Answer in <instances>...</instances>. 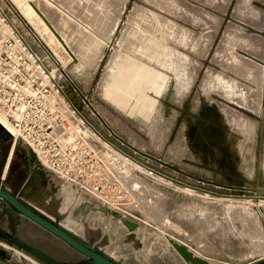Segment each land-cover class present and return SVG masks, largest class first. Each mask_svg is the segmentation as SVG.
I'll list each match as a JSON object with an SVG mask.
<instances>
[{
	"label": "flooded vegetation",
	"instance_id": "af4514ba",
	"mask_svg": "<svg viewBox=\"0 0 264 264\" xmlns=\"http://www.w3.org/2000/svg\"><path fill=\"white\" fill-rule=\"evenodd\" d=\"M50 1L46 0L45 5L50 7ZM248 22L242 24L253 28ZM257 29L264 34L263 29ZM244 53L253 60L213 63L224 74L216 78L215 90L212 82H202L200 78L191 84L184 99L177 100L170 109L174 118L168 125L169 136L185 128L192 142V153L181 158L190 169L163 157L158 158L170 165L149 162L153 168L178 169L185 173L187 183L220 193L264 194V56ZM237 62L247 63L255 74L242 72L244 68L235 67ZM87 74L84 72L80 82L72 86L85 110L89 109L92 115L102 114L97 80L93 73ZM64 76L65 73L61 75ZM191 159L197 162H190ZM0 189L117 264H174L168 244L150 229L123 214L133 224L129 229L121 217L105 210L103 204L42 171L1 128ZM2 234L48 252L64 264L85 260L82 254L0 199V241L16 246Z\"/></svg>",
	"mask_w": 264,
	"mask_h": 264
},
{
	"label": "rangeland",
	"instance_id": "374dc122",
	"mask_svg": "<svg viewBox=\"0 0 264 264\" xmlns=\"http://www.w3.org/2000/svg\"><path fill=\"white\" fill-rule=\"evenodd\" d=\"M55 1L60 3L62 7L69 9L70 12L75 11V9L80 12L83 9V11L86 12L87 8L89 7L90 8L91 7H126L127 10H130V13L128 12L129 19H133V18L136 19L134 17L136 14L135 11L137 9L138 10L140 9L138 20L139 21L143 20L145 27V33L144 35H142V38L140 39L142 50H144L145 53L148 52L159 56L157 63L159 62V60L160 62L158 65H161L163 67L165 66L166 68H168L170 62L168 45L172 40V42H174L173 44L177 48H180L182 44L180 43L181 42L180 40L181 38H183L184 41L183 43H185L183 45L186 46L187 43L189 42L191 43V44L189 43L188 44L189 46H187V50L190 53L189 57L188 58L182 57L183 69L189 72L190 75L188 83L192 84L196 80L200 81L201 78V81L208 80L212 82L213 83L212 88L214 90H215L214 85H216V78H214L213 73L212 75L209 76H205V75L200 76L198 74L200 72V68H202L203 70L204 63L209 61L211 63L209 64V68L215 66L213 63H217L216 57H219L221 52L220 48H222L221 46L219 47L218 44L219 38L217 37L215 39L214 44L211 43L214 39V36H216V33H219V30L221 31L224 29L226 30V28H223V26L219 27V22L221 21V23H225L228 20L231 21L240 20L241 22H245L248 24V21L250 20V19L235 18L232 14L233 7H229V8L215 7L214 6L215 0H175V1L168 0L169 2L166 0H159V2L158 0H149V2L148 0H55ZM55 1H52V5L49 7L45 5L44 3L45 1L37 0V2H39V5L40 6L42 5V7H44L45 10L50 12L49 14L51 15V17H53L54 19H56V21L59 22V26L65 32L66 37L70 38L72 45L75 48L78 46L79 48L78 51L80 55H82L81 57L84 58L88 63L87 64L88 70H86L88 72L87 75L93 73L95 80H97L96 93L100 98L99 105H101L100 107L102 108L103 113L92 115L91 111L87 109L85 111V115L87 116V118H89V120L93 124H95V126L99 129V131H101L104 135H108L107 128H110L116 133L118 137L123 138L124 140L128 141L129 143H131L132 145H134L135 147H137L138 149L144 152L150 153L157 157H163L165 159L172 157L171 154H169L168 152H165L164 154V151L163 152L160 151L159 144L155 143L150 138L149 140L144 141L140 137H138V139L134 140L135 143H132L128 139V136L126 134L127 132H130L132 134L136 133L135 132L136 130L133 127V125L139 126L144 130L145 133H146V129L144 128L143 124L139 123L136 119H129L128 117L125 118L122 114V111L119 110L116 106H114V105L123 106L124 104H126V99L125 97H123L124 95H122L121 93L120 85L118 84L116 85L117 89H114V85H113V89L115 90V94L117 96V100L114 103L111 102V100L104 95L106 86H108L113 81L112 75L110 74L111 75L110 76L108 73L111 71L109 67L111 66L110 63L112 60L111 59L112 51L110 46L104 43L99 44L98 48L96 44L92 46L93 43L89 42V40L92 39L91 37L89 38L87 36L82 37L83 28L77 27V25L73 23L72 20L68 19L66 16L62 14L58 16L56 14L57 11L55 12V7L57 6L54 5ZM173 1L176 3H174ZM10 2L20 12L21 16L24 17L26 21L31 25V27L33 28V30L35 31V33L38 35L39 38L40 36H44L46 39H48L47 38L48 33L45 32V30L43 32V28H41L43 26L41 24H37V21H30V19L26 18V16L21 12L20 7H25L27 4H29L26 0H10ZM157 2L159 3V5ZM169 3L170 4L173 3V5H169ZM174 4L176 5L174 6ZM159 6L160 7L162 6L163 8L162 7L160 8ZM2 8H8V7H2ZM141 9L143 10V12H140ZM167 9H170V11L172 9L173 14L174 13L175 14L173 15L172 12H169ZM108 18L109 21L107 22V25L110 26V24L113 21L110 20L112 18L110 17ZM206 18L212 20L213 26L210 27V31L207 33V35L204 36L205 24L203 21L206 20ZM169 19L171 20V22ZM166 20L169 21L167 22ZM173 21L175 23H173ZM163 22H165L166 24ZM169 24L170 25L174 24L171 29L169 27L170 26ZM183 26H184V28H182L183 31H185L187 27L191 28L189 34L187 33V35H189L190 40H188V36L186 35V33H185L186 36H184V34L182 35L183 37L180 35L182 34V32H180L179 30ZM176 27H178L179 29ZM174 29L176 31H174ZM0 33H2V29H0ZM178 35L180 37H178ZM225 36L226 35L222 33L221 39L222 40L225 39ZM52 44L53 46H51ZM52 44L50 45V48L49 47L48 48L58 57V60L65 65L70 60L69 54L58 40L55 41L53 40ZM132 46L133 48H131L130 50L136 52L137 49L135 44ZM208 48L209 51L211 52L209 55H207ZM95 50L100 52V55L98 54L100 57L97 59L94 58H91L90 60L86 59L87 56L91 54V51L93 52ZM177 56L179 55L177 54ZM229 57L230 56L226 57L224 61L229 59ZM176 60H178V62ZM176 62H177V66H179V64L181 63L180 59L178 57L175 58L174 56V66ZM235 67L244 68L242 72L246 71L247 73L252 72L255 74L254 72L255 70L250 71L253 68V67L250 68V65L248 66L247 64L246 65L237 64L235 65ZM247 69L249 71H247ZM89 70H91V73H89ZM118 81L120 82V80ZM200 84L202 85V83ZM108 100L114 105L111 104ZM127 119L130 122L127 121ZM129 136L131 137V135ZM148 149L151 151H149ZM132 169L133 170H131L129 174H127V178L125 182L126 186L129 187L130 196L129 197L127 196L128 197L127 199H129V201L123 203L124 204L122 206L123 211L121 212L120 210L116 209L114 206H109V207H111L116 211L121 212L125 216L137 221L141 225H144L145 227L150 229L156 236H158L163 242H166L168 244L166 239L164 237L159 236L157 232L161 233L162 235L168 234L180 241L185 239L196 240L195 241L196 244H199L201 242L199 239L201 233H204L207 230H209L210 233H216L218 231H222L221 233H223L224 235H221L219 233V237H215L214 240H210V242L218 241L220 243L223 252L219 254L221 255L231 254L235 256L242 253L249 246L256 247V246H260V244L263 243L262 239H263V231H264V200L261 202L259 200L252 201L250 199H244V200L226 199V200H217L215 202H212L210 197L204 195L202 196L203 198L200 197L197 198L198 196H196L195 191L181 187L179 185H175L171 182L162 179L156 180V178L140 173L136 168H132ZM176 177L178 180L181 179L184 181L186 180L185 177H182L177 174ZM85 196L88 199L97 202L96 200L90 198L86 194ZM206 213L208 214L207 221L204 220ZM217 214H221L224 217V221H222L221 218H218L219 216H217ZM232 214L235 215L239 214V215L233 216L234 218L233 219ZM250 214L257 215L255 220L253 219L254 216ZM206 224H208V226ZM248 228H251V231H248L249 230ZM167 246L169 250L168 253L170 257L173 259V263L184 264L178 258V256H176V254L173 252L170 245L168 244ZM0 249L2 251V253H0V263L2 264H43L30 257L28 254L19 251L18 249L14 248L11 245H8L5 242L0 241ZM197 253L202 255L200 252ZM218 262H222V261H218ZM233 262L241 263L239 260H234Z\"/></svg>",
	"mask_w": 264,
	"mask_h": 264
},
{
	"label": "built area",
	"instance_id": "2783aa9c",
	"mask_svg": "<svg viewBox=\"0 0 264 264\" xmlns=\"http://www.w3.org/2000/svg\"><path fill=\"white\" fill-rule=\"evenodd\" d=\"M0 29V114L11 130L2 126L13 141L21 139L28 145L44 167L84 195L121 212L123 203L129 201L125 182L132 168L156 180L165 179L154 170L175 179L176 174L185 177L178 169L153 168L149 162L170 164L110 128L104 135L62 93L57 78L65 71L58 57L43 50L50 62L41 61V55L22 42L1 13Z\"/></svg>",
	"mask_w": 264,
	"mask_h": 264
},
{
	"label": "crops",
	"instance_id": "0c3cea01",
	"mask_svg": "<svg viewBox=\"0 0 264 264\" xmlns=\"http://www.w3.org/2000/svg\"><path fill=\"white\" fill-rule=\"evenodd\" d=\"M55 4L57 6L55 7V12L57 11L56 14L58 16H60V14L66 16L68 19L72 20L73 23L77 25V27L83 28L82 37L85 36H87L88 38L91 37L92 39H90L89 42L93 43L92 46L96 44L98 48V45L101 43L108 44L110 46L112 51V55H111L112 61H111V66L109 68L111 70L110 74L111 75L113 74L112 75L114 76L113 80H115L112 82L115 83L114 89H117L116 88L117 83L115 78H117V80L121 79L120 80L121 93L122 95H124L123 97H125L126 99V104H124L123 106H117L111 103L109 100L108 101L114 106H116L119 110H121L125 118L128 117L129 119H136L139 123L143 124L149 138L153 140L155 143L159 144L160 151L162 152L164 151V154L165 152H168L169 154H171L172 157H176V158H183L190 155L192 153L191 152L192 142L189 139L185 128H181L179 132L173 133V136L172 135L169 136L170 134L168 128V125L171 122V118L172 121L174 118L173 113L171 112L170 109L174 108V103L177 100L184 99L185 97L184 95L189 92L191 87V84L188 83L190 77L189 72L184 70L182 65L183 63L182 57L188 58L190 55L189 51L187 50V46L189 43L186 46L182 45L183 38H181L182 44L180 48H177L173 44V42L169 43L168 53H169L170 62L168 68H166L165 66L163 67L157 64V60L159 59L158 58L159 56L152 53L150 54L148 52L145 53L144 50H142L140 39L142 38V35H144L145 33V27L143 20L140 21L138 20L139 10L135 11L136 14L134 17H136V19L134 18L129 19L128 12L130 13V10H127L126 7H91V8L89 7L87 8L86 12H84L83 9L81 12L76 9L75 11L70 12L69 9H66L64 7H63L64 10L58 8V7H62V5L57 1L54 2V5ZM236 4L238 5V7L241 5L239 7L240 9L239 8L237 9ZM214 6L228 7V8L233 7L232 14L234 13L233 16L235 18L250 19L253 24L251 25L255 27V28L246 27L244 24H242V22H240V20L238 21L228 20L225 23H221L220 21L219 27L223 26V28H226V30L225 29L222 31L219 30V33H216V36H214V39L211 43L214 44L215 39L217 37L220 39V40L218 39V44L219 47L221 46L222 48H220L221 52L219 57H216L218 63H222L223 60L228 56H230L229 59L232 62L241 59H246L247 61L253 60L244 52H249V54L253 56H260L261 54H263L264 56V34L260 33L257 29L259 28L264 30V0H245V1L215 0ZM141 12H143L142 9ZM108 17L112 18L110 20L113 21L110 24V26L107 25V23H105L109 21ZM203 22L205 24L204 36H206L207 33L210 31V27L213 26L212 20L206 18V20H204ZM169 27L172 28L173 25H170ZM186 29H185L186 32L183 30H179V31L184 34L185 33L187 34L188 31L189 34L191 28L187 27ZM130 30H132L133 32ZM222 33L226 35L225 39L223 40L221 39ZM130 39H132V41H130ZM125 44H129V45L136 44L137 46L136 45L135 46L137 51L133 52V50L127 48ZM178 52L180 53V55L178 54ZM207 52H208L207 55L211 53L209 51V48ZM98 54L100 55L99 51L96 50L93 52L91 51V54L87 56L86 59L88 60H90L91 58L97 59L100 57ZM114 54L115 56H113ZM177 54L179 55L178 58L180 59L181 63L179 64V66H177L178 60H176L177 62L174 66V56L176 58ZM123 58L124 59L126 58L127 61L126 59L124 60ZM112 63H114V65ZM237 64H239V62H237ZM126 65L128 67H126ZM141 65L143 66L141 67ZM203 67H204L203 70L202 68H200V72L198 74L200 76L203 75L209 76L212 75L213 73L214 78H218L219 76L224 75L222 72L218 71V68L216 66L209 68V64L206 66V63H204ZM132 68H134L133 69L134 71L131 70ZM128 69L129 71H127ZM149 71H151L150 72L151 74H148ZM161 73L166 74L165 77L164 74L162 76ZM127 121L129 120L127 119ZM195 194L196 196H198L197 198L199 197L203 198L202 196L204 195L210 197L212 202H215L217 200H226V198L209 196L198 192H195ZM236 215L232 214V218L233 216ZM250 215L254 216L253 219L255 220L257 215L256 214L254 215L250 214ZM217 216H219L218 218H221L222 221H224V217L221 214H217ZM207 219H208V214L206 213L204 220L207 221ZM206 225L208 226V224ZM248 229H249L248 231H251V228ZM221 232L222 231H218L216 233H210L209 230H207L206 232L201 233L199 238L201 242L199 244H196L195 242L196 240L185 239L181 241L189 245L195 251L200 252L203 256L207 258L215 259L230 264H245L258 257L264 256V231H263V239H262L263 243L260 244V246H256V247L249 246L247 249H245L242 253H240L237 256L231 254H226V255L219 254L223 252L220 243L218 241L210 242V240H214L215 237H219V233L221 235H224ZM234 260H239L241 263H234L233 262Z\"/></svg>",
	"mask_w": 264,
	"mask_h": 264
},
{
	"label": "water",
	"instance_id": "95a60500",
	"mask_svg": "<svg viewBox=\"0 0 264 264\" xmlns=\"http://www.w3.org/2000/svg\"><path fill=\"white\" fill-rule=\"evenodd\" d=\"M26 1L35 10V12L39 15V17L44 21V23L48 26V28L51 30V32L54 34V36L57 38V40L61 43V45L64 47V49L69 54L70 60L64 65V68H63V70L65 71V76L61 78H57V81L60 85L62 93L65 95L66 99L70 102V104H72L78 111L85 113L86 110L83 108V103L80 100V98L76 96L72 84L79 83L81 77L84 76V72L88 70L87 61L81 57L82 55H80L78 51L79 50L78 46L75 48L72 45L70 38L66 37L65 32L59 26V22L56 21V19H54L53 17H51V15L49 14L50 12L45 10L44 7H41L39 5V2H37V0H26ZM2 7H8V8H2ZM58 8L64 10L63 7H58ZM0 13L7 18L8 23L11 26H13V28L16 30L18 34H20L22 38V42L26 44L29 48H32V50L36 51L39 55H41L40 57L41 61L45 60L47 63L50 62V59H48L46 55L42 53L43 50H45L48 53H51L50 49L38 37V35L35 33L31 25L26 21L24 17L21 16L20 12L10 2V0H0ZM107 87H109V85L106 86V88ZM133 127L135 128L136 133H133V134L130 132L126 133L128 136V139L132 143H135L134 140L138 139V137H140L144 141L149 140L148 134L145 133L142 128H140L137 125H133ZM0 128L3 129V131L9 137H11L9 132L2 126L1 123H0ZM129 135H131V137ZM16 144L17 146H20L21 148L25 149L28 152L31 160L42 171L59 179L63 184H65L67 187L71 188L72 190L82 193V190L80 188L72 185L70 182L66 180H61L57 174H55L50 169L44 167L39 162L34 151L28 145H26L21 139H17ZM167 159H169L171 162H173L174 164L178 166L184 167L185 169H190L189 165L184 163L185 160H182L181 158L169 157ZM190 162H197V161L194 159H191ZM145 168L148 169L147 167ZM191 170H194L199 173L202 172V171H199L200 169H197L195 167L193 168L191 167ZM153 172L159 177L175 185H179L181 187L188 188L192 191L206 194L209 196L221 197V198H226V199H235V200H244V199H250L252 201L264 200V194L254 193V194L249 195V194L220 193V192H216V191H213L207 188L195 186L187 182H183L181 180L167 176L155 170ZM0 199L4 201L5 203H7L8 205L12 206L20 215H23L24 217L28 218L34 223L40 225L41 227L49 231L52 235H54L56 238L68 244L76 252L82 254L85 257V260L80 263H76V264H117L111 259L95 251L93 248H90L82 244L77 238L72 236L66 230H63L62 228L56 226L52 222L45 219L43 216L38 215L37 213L33 212L29 208L21 205L19 202L16 201L14 197H12L10 194L4 192L1 189H0ZM104 209L109 211L110 213H113L115 217H121V219H123L124 224L129 229L132 228L133 226L132 222H130V220H128L121 212L116 211L106 205H104ZM157 234L166 239V241L172 248L173 252L176 254V256H178V258L184 264H227V263L218 262L212 259H208L200 255L199 253L194 251L192 248H190L186 243L168 234L162 235L161 233H158V232ZM2 236L14 242V244L16 245L14 248L28 254L30 257H32L33 259L43 264H64L63 262L58 261V259H56L52 254L45 252L43 250H40L39 248L34 247L18 238H14L7 234H2ZM0 253H2L1 249H0ZM245 264H264V256L258 257Z\"/></svg>",
	"mask_w": 264,
	"mask_h": 264
},
{
	"label": "bare ground",
	"instance_id": "6f19581e",
	"mask_svg": "<svg viewBox=\"0 0 264 264\" xmlns=\"http://www.w3.org/2000/svg\"><path fill=\"white\" fill-rule=\"evenodd\" d=\"M46 1V0H45ZM166 1H168V0H166ZM172 1V0H171ZM175 1V0H174ZM173 1V2H174ZM241 1V0H240ZM245 1V0H244ZM51 2V1H50ZM148 2H149V0H148ZM156 2V1H155ZM158 2H159V0H158ZM157 2V3H158ZM165 2V1H164ZM169 2V1H168ZM239 2V1H238ZM156 3V4H157ZM174 3H176V2H174ZM247 3V2H246ZM152 4V3H151ZM165 4V3H164ZM245 4V3H244ZM56 5V4H55ZM153 5V4H152ZM158 5H159V3H158ZM163 5V4H162ZM169 5H173V3H169ZM176 4H174V6H175ZM179 5V4H178ZM237 5V4H236ZM240 5V4H239ZM243 5V4H242ZM157 6V5H156ZM241 6V5H240ZM239 6V7H240ZM245 6V5H244ZM41 7H42V5H41ZM160 7V6H159ZM162 7V6H161ZM160 7V8H161ZM164 7H166V6H164ZM176 7H178V6H176ZM187 7V6H186ZM236 7V6H235ZM238 7V5H237V9L239 8ZM163 8V7H162ZM168 8V7H167ZM170 8H172V7H170ZM182 8V7H181ZM242 8V7H241ZM20 9H21V12L26 16V18H28V19H30V21H37V24H41L43 27H41V28H43V32H44V30H45V32H47L48 33V39H46L44 36H40V39L47 45V47H49L50 48V45L52 44V41L54 40H57V38L54 36V34L51 32V30L48 28V26L44 23V21L39 17V15L35 12V10L29 5V4H27L25 7H20ZM136 9V8H135ZM236 9V10H237ZM240 9V8H239ZM247 9V8H246ZM134 10V9H133ZM138 10V9H137ZM140 10V9H139ZM162 10V9H161ZM164 10V9H163ZM169 12H172V9H171V11H170V9H167ZM166 11V10H165ZM167 11V12H168ZM177 11V10H176ZM238 11V10H237ZM251 11V10H250ZM141 12V11H140ZM163 12V11H162ZM240 12H242V11H240ZM245 12V11H244ZM249 12V11H248ZM254 12V11H253ZM155 13V12H154ZM148 14V13H147ZM156 14V13H155ZM166 14V13H165ZM170 14V13H169ZM168 14V15H169ZM172 14H173V12H172ZM175 14V13H174ZM173 14V15H174ZM234 14V13H233ZM252 14V13H251ZM250 14V15H251ZM172 15V16H173ZM157 16V15H156ZM177 16V15H176ZM163 17V16H162ZM171 17V16H170ZM136 18V17H135ZM150 18V17H149ZM176 18V17H175ZM101 19V18H100ZM165 19V18H164ZM163 19V20H164ZM167 19V18H166ZM106 20V19H105ZM108 20V19H107ZM170 20V19H169ZM169 20H166L167 22L169 21ZM253 21V20H252ZM170 22H171V20H170ZM169 22V23H170ZM105 23H107V22H105ZM159 23V22H158ZM163 23H165V22H163ZM173 23H175L174 21H173ZM249 23V22H248ZM34 24V23H33ZM166 24V23H165ZM171 24V23H170ZM35 25V24H34ZM172 25H174V24H172ZM180 25V24H179ZM169 26V25H168ZM181 26V25H180ZM179 26V27H180ZM38 27V26H37ZM175 27V26H174ZM184 27V26H183ZM166 28V27H165ZM176 28H178V27H176ZM36 29V28H35ZM134 29V28H133ZM171 29V28H170ZM169 29V30H170ZM179 29V28H178ZM182 28H180V30H181ZM183 30V29H182ZM187 30V29H186ZM236 30V29H235ZM40 31V30H39ZM130 31H132V30H130ZM174 31H176L175 29H174ZM239 31V30H238ZM133 32V31H132ZM186 32V31H185ZM42 33V32H41ZM46 33V34H47ZM177 33V32H176ZM187 33H188V31H187ZM198 33V32H197ZM44 34V33H43ZM184 33H182V34H180L181 36L183 35ZM248 34V33H247ZM187 35V34H186ZM185 34H184V36H186ZM177 36V35H176ZM188 36V35H187ZM239 36V35H238ZM237 36V37H238ZM147 37V36H146ZM178 37H180L179 35H178ZM183 37V36H182ZM125 38V37H124ZM176 38V37H175ZM188 38H189V36H188ZM244 38V37H243ZM251 38V37H250ZM173 39V38H172ZM238 39V38H237ZM169 40H171V39H169ZM177 40H178V38H177ZM182 40V39H181ZM180 40V41H181ZM190 40V39H189ZM220 40V39H219ZM241 40V39H240ZM247 40V39H246ZM130 41H132V39H130ZM130 41H128V42H130ZM135 41V40H134ZM141 41V40H140ZM152 41V40H151ZM150 41V42H151ZM176 41V40H175ZM183 41V40H182ZM182 41L180 42V43H182ZM185 41H186V39H185ZM232 41V40H231ZM171 42H172V40H171ZM184 42V41H183ZM248 42V41H247ZM54 43V42H53ZM174 43V42H173ZM179 43V42H178ZM190 43V42H189ZM137 44V43H136ZM135 44V45H136ZM184 44V43H183ZM182 44V45H183ZM188 44V43H187ZM191 44V43H190ZM121 45V44H120ZM51 46H53V44L51 45ZM125 46L127 47V48H129V49H131V48H133V46L132 45H129V44H125ZM137 46V45H136ZM185 46V45H184ZM189 46V45H188ZM145 47V46H144ZM174 48H175V46H174ZM146 49V48H145ZM147 50V49H146ZM165 50V49H164ZM56 51V50H55ZM57 52V51H56ZM134 52V51H133ZM175 53H177V52H175ZM151 54V53H150ZM178 54L180 55V53L178 52ZM139 55V54H138ZM113 56H115V54L113 55ZM112 56V57H113ZM182 56V55H181ZM184 56V55H183ZM187 56V55H186ZM177 57H179V56H177ZM119 58V57H118ZM145 58V57H144ZM148 58V57H147ZM185 58V57H184ZM263 58V57H262ZM114 59V58H113ZM124 59V58H123ZM126 59V58H125ZM124 59V60H125ZM146 59V58H145ZM112 61V60H111ZM126 61H127V59H126ZM217 61V60H216ZM114 62H116V61H114ZM159 62H160V60H159ZM133 63H135V62H133ZM153 63V62H152ZM217 63H218V61H217ZM111 64V63H110ZM113 65H114V63H112ZM128 64V63H127ZM136 64H137V61H136ZM155 64V63H154ZM157 64H159V63H157ZM247 64V63H246ZM245 64V65H246ZM132 65V64H131ZM123 66V65H122ZM143 65H141V67H142ZM145 66V65H144ZM126 67H128L127 65H126ZM131 67V66H130ZM121 68V67H120ZM144 68V67H143ZM142 68V69H143ZM127 69V68H126ZM130 69V68H129ZM129 69L127 70V71H129ZM134 68H132L131 70H133ZM116 70V69H115ZM149 70H150V68H149ZM124 71V70H123ZM134 71V70H133ZM132 71V72H133ZM154 71V70H153ZM247 71H249L248 69H247ZM115 72V71H114ZM138 72V71H137ZM151 71H149V73L148 74H151L150 73ZM255 72V71H254ZM109 73V75H110V73H111V71L110 72H108ZM153 73V72H152ZM156 73V72H155ZM115 74V73H114ZM123 74V73H122ZM158 74V73H157ZM162 74V73H161ZM164 74V73H163ZM163 74H162V76H163ZM113 75V74H112ZM116 75H117V73H116ZM115 75V76H116ZM118 75H119V73H118ZM145 75V74H144ZM155 75V74H154ZM160 75V74H159ZM165 75L166 74H164V77H165ZM111 76V75H110ZM139 76V75H138ZM143 76V75H142ZM113 78L112 79H114V76H112ZM121 77V76H120ZM132 77V76H131ZM119 78V77H118ZM130 78V77H129ZM160 78H161V76H160ZM116 79V83L118 84V85H120V82L117 80V78H115ZM165 79V78H164ZM105 80V79H104ZM110 80V79H109ZM121 80V79H120ZM160 80V79H159ZM112 81V80H111ZM113 81H115V80H113ZM105 84V83H104ZM107 84V83H106ZM115 83L114 82H112V83H110L109 84V87H107L106 89H105V93H104V95L105 96H107L110 100H111V102H115L116 100H117V96H116V94H115V90L113 89V85H114ZM106 86V85H105ZM242 86H243V84H242ZM244 89V88H243ZM237 91V90H236ZM244 91V90H243ZM253 95V94H252ZM243 96V95H242ZM244 98H245V96H244ZM246 100V99H245ZM244 100V101H245ZM248 103V102H247ZM0 123L3 125V126H5V127H7V129H9V131L11 130V126H10V124L4 119V117L0 114ZM259 201H263V200H259Z\"/></svg>",
	"mask_w": 264,
	"mask_h": 264
}]
</instances>
